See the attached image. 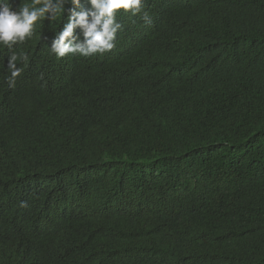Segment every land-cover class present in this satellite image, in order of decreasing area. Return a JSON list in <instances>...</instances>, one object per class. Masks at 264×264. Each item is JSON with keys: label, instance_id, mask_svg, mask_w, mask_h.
Listing matches in <instances>:
<instances>
[{"label": "trees", "instance_id": "obj_1", "mask_svg": "<svg viewBox=\"0 0 264 264\" xmlns=\"http://www.w3.org/2000/svg\"><path fill=\"white\" fill-rule=\"evenodd\" d=\"M67 12L0 48V264H264V0H144L71 60Z\"/></svg>", "mask_w": 264, "mask_h": 264}, {"label": "clouds", "instance_id": "obj_2", "mask_svg": "<svg viewBox=\"0 0 264 264\" xmlns=\"http://www.w3.org/2000/svg\"><path fill=\"white\" fill-rule=\"evenodd\" d=\"M144 0H0V48L13 49L33 35L36 23L46 15L58 16L67 6L63 27L50 38V53L57 59L71 60L76 56L90 57L103 54L115 47L121 24L117 20L120 10L133 15L141 13ZM86 3V7L83 4ZM148 19V13H143ZM118 39V35H117ZM27 61L24 53L12 52L9 56L7 81L14 85L20 75L18 62Z\"/></svg>", "mask_w": 264, "mask_h": 264}]
</instances>
